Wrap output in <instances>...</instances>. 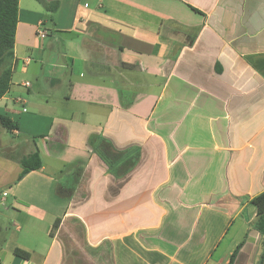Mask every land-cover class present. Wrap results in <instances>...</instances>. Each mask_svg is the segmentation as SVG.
<instances>
[{"label": "crops", "instance_id": "0c3cea01", "mask_svg": "<svg viewBox=\"0 0 264 264\" xmlns=\"http://www.w3.org/2000/svg\"><path fill=\"white\" fill-rule=\"evenodd\" d=\"M15 64L0 264H260L264 0H21Z\"/></svg>", "mask_w": 264, "mask_h": 264}, {"label": "trees", "instance_id": "16d2710c", "mask_svg": "<svg viewBox=\"0 0 264 264\" xmlns=\"http://www.w3.org/2000/svg\"><path fill=\"white\" fill-rule=\"evenodd\" d=\"M42 3L51 13H56L59 9V0H36ZM21 20V0H0V59L7 58L11 60L12 65L5 71L0 79V99L3 98L10 88L12 75L16 70L15 64V35L17 25ZM89 69L93 74L109 73L110 68L107 65L90 63ZM0 125L9 133L12 134L16 129V125L8 118L1 116ZM21 166L23 173L21 179L27 174L37 171L42 166V160L39 154H34L29 158H25ZM258 211V215L264 218V193L255 198L252 202ZM56 224L55 229L58 227ZM259 231L263 236L264 248V221H261L258 226ZM264 261V250L261 256L260 264Z\"/></svg>", "mask_w": 264, "mask_h": 264}, {"label": "rangeland", "instance_id": "374dc122", "mask_svg": "<svg viewBox=\"0 0 264 264\" xmlns=\"http://www.w3.org/2000/svg\"><path fill=\"white\" fill-rule=\"evenodd\" d=\"M12 61L7 58L0 59V79L4 75L5 71L12 65ZM5 105V103H3Z\"/></svg>", "mask_w": 264, "mask_h": 264}, {"label": "built area", "instance_id": "2783aa9c", "mask_svg": "<svg viewBox=\"0 0 264 264\" xmlns=\"http://www.w3.org/2000/svg\"><path fill=\"white\" fill-rule=\"evenodd\" d=\"M45 35V33L41 30L40 32H39V37H43ZM33 61V59L32 58H27L26 60H25V62H26V64H31V62Z\"/></svg>", "mask_w": 264, "mask_h": 264}, {"label": "water", "instance_id": "95a60500", "mask_svg": "<svg viewBox=\"0 0 264 264\" xmlns=\"http://www.w3.org/2000/svg\"><path fill=\"white\" fill-rule=\"evenodd\" d=\"M263 264H264V261H263Z\"/></svg>", "mask_w": 264, "mask_h": 264}]
</instances>
